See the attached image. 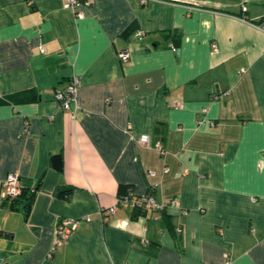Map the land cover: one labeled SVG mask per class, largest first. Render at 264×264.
Instances as JSON below:
<instances>
[{"label":"crops","instance_id":"obj_1","mask_svg":"<svg viewBox=\"0 0 264 264\" xmlns=\"http://www.w3.org/2000/svg\"><path fill=\"white\" fill-rule=\"evenodd\" d=\"M90 1L0 0V264H264V0ZM130 192L167 206L105 221Z\"/></svg>","mask_w":264,"mask_h":264},{"label":"built area","instance_id":"obj_2","mask_svg":"<svg viewBox=\"0 0 264 264\" xmlns=\"http://www.w3.org/2000/svg\"><path fill=\"white\" fill-rule=\"evenodd\" d=\"M145 1L146 0H142V2ZM90 4V0H66V6L75 10L77 17L79 18H83L85 15L81 7L85 5L88 6ZM253 25L264 31V17L254 22ZM144 36L145 32L143 30H138L136 32V37L139 40H142ZM172 48L174 51H177L176 47ZM119 58L121 61L127 62L131 58V52L128 49L122 50L119 52ZM80 84V76L73 75L69 83L64 88L58 90L55 93V99L63 109L71 111L74 108H78V92ZM203 112L206 113L207 108H204ZM140 141L146 145H153L160 151L161 154H166L164 146L160 142L153 144L148 135H143L142 137H140ZM168 171L169 168L166 167L165 172ZM154 173V171L151 172V174ZM21 179L22 178L19 173L10 172L3 182L2 197L12 200L20 197L24 188ZM171 203L176 204L177 201L173 199ZM118 205L129 207L134 210L146 211L165 209L167 206L164 203H160L153 194L137 195L133 192H130L128 195L119 198L117 205L102 210V216L105 221L110 220V217L116 212ZM186 212L187 211L185 210L184 213ZM78 223V220L69 218H63L58 221L55 232V241L49 253L50 257H52L56 253L59 247L67 243V241L77 229ZM178 231L181 232L182 228H178Z\"/></svg>","mask_w":264,"mask_h":264},{"label":"trees","instance_id":"obj_3","mask_svg":"<svg viewBox=\"0 0 264 264\" xmlns=\"http://www.w3.org/2000/svg\"><path fill=\"white\" fill-rule=\"evenodd\" d=\"M31 189L33 191H36L35 187H31ZM72 189L70 190H67V191H60L59 194L60 195H66V196H69L71 193H72ZM33 199H34V195L33 194H29L27 192L26 189L23 188V192L21 194L20 197L16 198L14 201H13V206L14 208H23L26 210V212H29L31 206H32V202H33ZM20 205V206H19ZM147 213L146 210H135L133 212V218L134 219H137L140 215H145Z\"/></svg>","mask_w":264,"mask_h":264},{"label":"water","instance_id":"obj_4","mask_svg":"<svg viewBox=\"0 0 264 264\" xmlns=\"http://www.w3.org/2000/svg\"><path fill=\"white\" fill-rule=\"evenodd\" d=\"M53 163H54L55 167L60 169L62 167V156L61 155H55L53 157Z\"/></svg>","mask_w":264,"mask_h":264}]
</instances>
